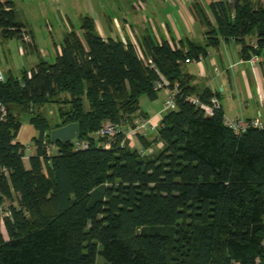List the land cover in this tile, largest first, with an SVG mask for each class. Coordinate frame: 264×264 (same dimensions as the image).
Returning a JSON list of instances; mask_svg holds the SVG:
<instances>
[{
    "label": "trees",
    "instance_id": "obj_1",
    "mask_svg": "<svg viewBox=\"0 0 264 264\" xmlns=\"http://www.w3.org/2000/svg\"><path fill=\"white\" fill-rule=\"evenodd\" d=\"M192 7L205 44L172 46L149 33L123 42L85 15L82 35L67 31L53 62L0 80V264H264V127L236 135L220 107L207 114L186 100L210 104L212 93H199L182 70L220 37L240 44L244 60L264 57V0L213 1L212 21ZM30 33L13 2L0 1V38L32 44ZM161 77L170 90L177 85L176 108L164 112L156 139L136 134L138 148L122 133L93 137L132 123L139 98H157ZM52 103L55 124L29 117L37 135L25 167L19 114ZM70 122L78 136L52 143L46 131ZM154 140L162 149L142 155Z\"/></svg>",
    "mask_w": 264,
    "mask_h": 264
},
{
    "label": "crops",
    "instance_id": "obj_2",
    "mask_svg": "<svg viewBox=\"0 0 264 264\" xmlns=\"http://www.w3.org/2000/svg\"><path fill=\"white\" fill-rule=\"evenodd\" d=\"M163 1L170 2L171 4L170 11H168L165 16L171 20L172 23L161 22L160 19L157 18L154 8L149 7L148 14L151 18L150 21L152 26L150 24L148 15L145 17L140 16L141 23H135L132 21L129 22V25L139 33L138 41H140L142 34L149 33V26V28L151 27L152 30L149 34L153 35L158 42L167 40L172 46H179L181 41L185 42L186 39H189L198 44H205V28L195 16L192 7L194 2L198 3L197 0ZM213 1L218 0H207L206 5L201 3L206 8V13L211 21L213 20V17L208 6ZM143 2L144 0H138V4H136V2L132 3V7L135 11V17L138 10L143 9L141 5ZM123 24L127 27L123 28L122 30L121 28H116L113 22L111 27L104 29V27L101 26V32L99 33L103 36L119 38L123 42L129 40L134 43L128 28L129 25L126 23L125 19H123ZM28 31L31 32L30 30ZM30 35L32 39V45L38 48L35 43V36L32 32ZM198 38H201L200 41H197ZM59 45L60 44L56 45L57 47L54 50V56L56 55ZM240 51V44L235 42L233 39L225 40L224 38L220 37L217 46H207L206 53L201 57V59L188 63L185 62L183 65L189 66V68L183 69L182 65V70L191 76V80L189 82L191 85L196 87L199 93H202L205 90H209L212 93L211 99L215 101L214 106L220 107L222 109L224 119L260 118V120L264 122V73L261 68L262 58L260 57L258 64L256 65L257 68L254 70V67L251 65L249 60L243 59ZM5 70L7 69L0 67V72H6ZM9 72L11 71L8 69L6 73L8 74ZM3 77H5V75H3ZM159 91L163 92L164 99L162 102H164L165 98L167 97L168 89H161ZM141 112L145 116V119H150V121L155 126L153 130H155L160 122H156L154 120L157 118V116H160L159 114L164 113L163 103L161 109L154 111L151 114L150 109L141 110ZM151 131L152 130H149L146 135H151ZM130 141H132L131 144L134 147L140 148V146L137 144L138 140L135 139V137ZM30 151L31 154L29 156L35 153L34 145ZM29 156L26 155L23 158L25 167H28L25 163V160H27Z\"/></svg>",
    "mask_w": 264,
    "mask_h": 264
},
{
    "label": "rangeland",
    "instance_id": "obj_3",
    "mask_svg": "<svg viewBox=\"0 0 264 264\" xmlns=\"http://www.w3.org/2000/svg\"><path fill=\"white\" fill-rule=\"evenodd\" d=\"M15 4V9L17 10L18 18L25 24L26 30H30L35 36V43L38 48L31 43H23L19 39H2L0 38V67L5 68L6 72L11 71L14 76H19L23 68L30 69L34 67L39 59H44L48 62H53L54 60V50L56 45L60 44L65 33L71 29L77 31L82 35L80 25L81 17L84 15L91 16L95 18L96 27L99 32H101V26L105 28L111 27L112 22L116 28H121V30L127 26L123 24V19L129 25V22L141 23L140 16L145 17L148 15L149 21L150 16L148 14L149 7H153L156 11V16L161 22L172 23L171 20L166 18L165 14L170 11V2L161 0H144L141 3L143 9L138 10L136 17L134 15L135 11L132 7V3L138 0H12ZM201 1V2H200ZM235 0H231V5ZM256 3L258 0H252ZM197 2L202 6L205 12L207 0H197ZM203 5H202V4ZM156 4V6H155ZM144 5V6H143ZM134 16V17H133ZM132 19V20H131ZM135 19V20H133ZM110 21V22H109ZM151 24V21H150ZM152 26V24H151ZM197 26V25H196ZM129 31L131 33L134 43L138 44L139 33L134 30L132 26L129 25ZM151 27L148 26V32L150 33ZM123 35V34H122ZM196 39V38H195ZM198 38L197 41H200ZM248 40L250 42H255L256 38L252 35L249 36ZM55 43V44H54ZM40 50V51H39ZM43 55V56H42ZM46 55V56H44ZM262 60L264 57L261 56ZM5 61V63H4ZM2 65V66H1ZM189 68V66L183 65V69ZM6 72H1L3 75H7ZM161 89H165L162 87ZM159 89V90H161ZM164 99L163 92H158V97L155 100H150L146 95H142L139 98L140 111H138L132 118L134 120L142 119L144 116L141 110L150 109V114L154 111L161 109L162 101ZM153 101V102H152ZM152 102V103H151ZM40 113L45 116L52 124L57 122V108L55 104H41L35 107L33 112L26 111L19 114V119L21 121V127L18 132L17 139L22 142L26 148V155L31 154L30 149L32 148V137L37 135L36 129L30 122V115H35ZM154 121L160 122L164 113L159 114ZM145 119V118H144ZM51 124V125H52ZM152 134L150 139H156V130L151 131ZM129 141V146L132 141ZM138 146H141L138 141ZM53 149V147H50ZM162 149V142L160 140H154L150 145L146 153L154 154L155 152ZM54 154L55 151L52 150ZM28 166V159L25 160ZM10 201L4 200L2 204L5 206L10 205ZM13 204H16L13 202ZM2 219L0 218V228L5 238L6 232L2 225ZM97 260L100 262L101 258L98 257Z\"/></svg>",
    "mask_w": 264,
    "mask_h": 264
},
{
    "label": "built area",
    "instance_id": "obj_4",
    "mask_svg": "<svg viewBox=\"0 0 264 264\" xmlns=\"http://www.w3.org/2000/svg\"><path fill=\"white\" fill-rule=\"evenodd\" d=\"M201 59V56L198 59H186L185 62H193L195 60ZM259 56H252L249 59V62L254 67V70L257 68V64L259 61ZM3 79V74L0 72V80ZM162 87L168 89L167 97L163 102V111L171 110L176 108L175 103V95L177 93V85L175 86L174 90H170L168 87V81L161 77V80L155 83L154 88L155 90H159ZM186 100L193 103L194 105L202 108L206 113H212L214 106V100H210V104L202 102L198 96L196 95H188ZM6 116V109L3 104L0 103V117L3 119ZM224 124L231 129L236 135H241L249 128H262L264 127V122L260 120V118H237V119H224ZM155 126L150 121V119H140L134 120L132 123H128L124 126H119L115 124H107L99 130L101 136L108 137L109 140L115 138L119 133L124 135L125 140H132L136 134L146 135L149 130H153ZM79 145V143H76ZM107 143V147H108ZM140 153L143 155L146 153V150L141 149ZM4 207H0V217L4 214Z\"/></svg>",
    "mask_w": 264,
    "mask_h": 264
},
{
    "label": "water",
    "instance_id": "obj_5",
    "mask_svg": "<svg viewBox=\"0 0 264 264\" xmlns=\"http://www.w3.org/2000/svg\"><path fill=\"white\" fill-rule=\"evenodd\" d=\"M46 134L49 135L52 143H55L58 140L63 143H68L78 136L79 125L77 122H70L65 125L46 131ZM96 136H100V133L93 135V137Z\"/></svg>",
    "mask_w": 264,
    "mask_h": 264
}]
</instances>
